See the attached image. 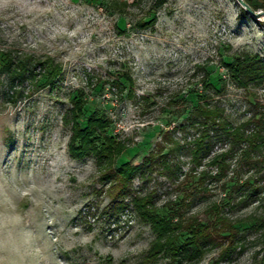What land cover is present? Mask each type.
<instances>
[{"label": "rangeland", "instance_id": "374dc122", "mask_svg": "<svg viewBox=\"0 0 264 264\" xmlns=\"http://www.w3.org/2000/svg\"><path fill=\"white\" fill-rule=\"evenodd\" d=\"M243 1L264 12V0ZM241 10L236 0H0V69L6 52L61 69L52 83L41 66L30 67L23 83L0 73V264H143L154 240L131 206L111 214L94 158L70 157L67 120L77 95L85 101L82 126L104 115L107 135L125 142L116 168L140 165L166 132L182 147L173 158L177 178L154 171L133 181L135 194L153 192L162 215L211 224L207 210L217 204L235 222L243 248L218 262L215 248L194 264H264L256 220L264 217V150L252 156L261 162L254 169L235 154L226 176L206 179L204 190L198 174L217 168L205 160L187 176L196 133L178 130L203 92L234 126L254 114V97L264 105V82L238 87L225 68L244 54L264 63V15ZM227 149L219 142L213 153ZM245 181L262 188L259 197L228 203ZM153 264L172 263L161 256Z\"/></svg>", "mask_w": 264, "mask_h": 264}, {"label": "trees", "instance_id": "16d2710c", "mask_svg": "<svg viewBox=\"0 0 264 264\" xmlns=\"http://www.w3.org/2000/svg\"><path fill=\"white\" fill-rule=\"evenodd\" d=\"M245 3L255 11L248 2ZM241 13L248 17L245 10L242 9ZM3 56L4 63L0 73L5 74L11 84L23 83L32 66L46 68L47 83L54 82L61 72L60 67L49 61L36 63L31 59L16 61L9 52ZM225 68L238 87L259 86L264 82V63L257 55H241L232 63L225 64ZM125 80L130 83L127 77ZM205 87L211 88L210 84H205ZM132 95L133 92L127 93V96ZM20 96L21 93L18 92V97ZM71 101L72 108L67 120V123L71 124L68 153L73 159L94 158L100 181L109 185L108 196L112 215L131 206L139 219L149 225L154 240L143 257V264H153L161 256L166 257L172 264H194L215 248L221 249L216 260L218 262L228 257L236 248H243L239 238L240 231L235 227V222L229 220L217 204H212L207 210V213L213 216L212 223L203 224L194 216L184 218L175 212L169 215L160 214L153 192L135 194L133 181L137 178L145 182L154 171L168 179L177 178L180 169L173 158L182 147L169 137L168 132L164 133L162 144H158L157 149L151 151L140 165L131 166L124 163L116 168V160L127 149L125 142L107 135L110 120L104 115H91L82 126L79 121L84 115L85 101L81 95H77ZM253 101L255 112L251 118L234 126L226 119L223 108L212 103L210 94L203 92L196 97V105L189 111L178 130L184 132L191 129L196 133V137L189 144L193 168L187 176H195L197 174L195 169L201 167L205 160L207 166L217 168L213 176L206 170L198 174L201 189L206 179L219 181L226 176L230 167L227 162L235 154L239 153L240 159L251 169L261 163L252 156L264 150V105L255 97ZM219 142L228 144V149L215 154L213 149ZM165 143L171 145L167 150ZM261 189L253 188L249 181H245L233 191L236 195L240 194L238 200L235 198L236 195L230 194L228 203L246 205L259 197ZM125 198H130L129 205L124 204ZM256 220L262 223L263 226L260 227L264 229V217ZM256 225L253 226L254 229ZM183 234L186 237L182 240ZM260 237L264 242V232Z\"/></svg>", "mask_w": 264, "mask_h": 264}, {"label": "water", "instance_id": "95a60500", "mask_svg": "<svg viewBox=\"0 0 264 264\" xmlns=\"http://www.w3.org/2000/svg\"><path fill=\"white\" fill-rule=\"evenodd\" d=\"M236 1L240 4L241 8L245 10V12L248 15L252 17H260V15H264V12H259V13L254 12L243 0H236Z\"/></svg>", "mask_w": 264, "mask_h": 264}]
</instances>
